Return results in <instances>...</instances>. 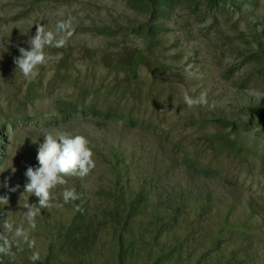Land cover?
Segmentation results:
<instances>
[{
	"label": "rangeland",
	"instance_id": "374dc122",
	"mask_svg": "<svg viewBox=\"0 0 264 264\" xmlns=\"http://www.w3.org/2000/svg\"><path fill=\"white\" fill-rule=\"evenodd\" d=\"M68 18L66 45L46 47L47 63L25 80L19 48L30 47L38 24L55 31ZM112 62H131L135 74ZM185 93H206L208 104L189 108ZM262 105L264 0H0V196L9 198L0 235L11 239L4 219L28 228L21 196L39 203L24 185L44 133L84 135L96 161L53 190V207L30 233L35 249L13 242L14 257L0 255V264H32L37 250L35 264H44L58 241L52 264H89L80 239L60 251L73 224H84L83 239L110 234L111 208L135 196L156 223L152 236L157 228L163 241L189 236L196 254L215 243L234 264H264ZM65 187L80 199L65 204Z\"/></svg>",
	"mask_w": 264,
	"mask_h": 264
},
{
	"label": "clouds",
	"instance_id": "9594fccd",
	"mask_svg": "<svg viewBox=\"0 0 264 264\" xmlns=\"http://www.w3.org/2000/svg\"><path fill=\"white\" fill-rule=\"evenodd\" d=\"M73 34L72 19H60L57 21L55 31L46 30L45 26H37L36 34L31 36L27 43L29 48L20 47V55L14 58L16 69L20 71L25 80H32L37 76V68L47 63L45 53L46 47L61 48L64 47L68 39ZM206 93H201L197 98H193L187 93L184 94V103L192 108L195 105H207L208 101ZM44 142L39 145L36 159L38 166H28L25 171L27 179L24 185V193L35 195L39 199V203H30L24 200L19 204L26 209L24 218L28 222V228L23 225L13 227V223L9 219H4L2 227L6 233H11V239L7 235H0V255L13 256V242L19 246L20 241L28 245L30 249H35L36 240L30 238V233L36 229V217L41 213L42 209H50L53 207L54 199L53 190L57 186L68 184L67 177L79 176L81 178L87 176L95 167L94 152L90 146V141L82 134H70L65 131L46 132ZM16 171L15 168L12 169ZM17 188L19 185L16 186ZM13 188L12 191H15ZM63 202L65 204L80 199L74 187H65L62 192ZM9 198L0 196V205H8ZM56 207H63L62 204H56ZM77 210L81 211L80 206ZM22 250V249H21ZM41 258L40 252L33 251L29 259L35 264Z\"/></svg>",
	"mask_w": 264,
	"mask_h": 264
},
{
	"label": "trees",
	"instance_id": "16d2710c",
	"mask_svg": "<svg viewBox=\"0 0 264 264\" xmlns=\"http://www.w3.org/2000/svg\"><path fill=\"white\" fill-rule=\"evenodd\" d=\"M110 66L125 70L129 76H133L136 71L131 62L123 65L112 62ZM260 108L264 109V105ZM121 203L122 205L112 207V212L108 213V217L112 218L110 234L98 233L94 230L90 237L83 239L84 224H73L71 231L61 243L60 251L68 248L76 250V246L79 245L78 239H80L83 246L81 253L85 254L87 251L89 264H234L233 259L236 257L221 255L220 244L212 243V247L211 245L202 247V252L196 254L194 252L196 248L189 244V236L173 234L168 240L163 241L161 240L162 232L157 228L156 236H152L155 228L151 226L156 223L152 220H144L147 214L142 213L148 207L143 200L135 196L129 201L122 197ZM192 205L200 209L204 207L201 198H196ZM181 209L182 207L178 206V209H172V211L180 215ZM79 215V213L76 215L75 220L79 218ZM178 216H174L173 221L177 220ZM58 251L59 241L54 245V256L51 257L48 254L44 264H50L51 258L54 262ZM183 254L197 257L186 260Z\"/></svg>",
	"mask_w": 264,
	"mask_h": 264
}]
</instances>
